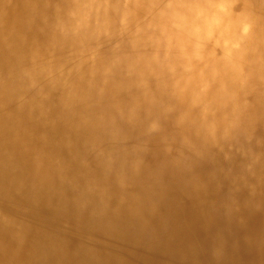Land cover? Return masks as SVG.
<instances>
[{
  "label": "bare ground",
  "instance_id": "bare-ground-1",
  "mask_svg": "<svg viewBox=\"0 0 264 264\" xmlns=\"http://www.w3.org/2000/svg\"><path fill=\"white\" fill-rule=\"evenodd\" d=\"M171 7L0 0V209L11 175L46 202L137 196L146 165L196 151L221 185L211 224L194 242L120 243L119 254L127 264H264V38L188 41ZM81 231L73 220V246Z\"/></svg>",
  "mask_w": 264,
  "mask_h": 264
},
{
  "label": "clouds",
  "instance_id": "clouds-1",
  "mask_svg": "<svg viewBox=\"0 0 264 264\" xmlns=\"http://www.w3.org/2000/svg\"><path fill=\"white\" fill-rule=\"evenodd\" d=\"M168 3L185 40L244 42L253 41L257 33L264 38V0L255 9L249 0ZM129 135L134 138L136 129ZM203 165L196 151L157 158L137 174L143 181L139 195H97L89 200L69 195L46 202L11 175L3 188L5 207L0 209V264H127L119 254L120 243L152 246L176 236L194 242L197 229L212 222V197L221 186ZM225 206L231 207L227 202ZM73 220L82 225L75 246L68 239ZM223 251L221 242L216 255Z\"/></svg>",
  "mask_w": 264,
  "mask_h": 264
}]
</instances>
